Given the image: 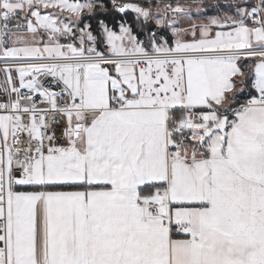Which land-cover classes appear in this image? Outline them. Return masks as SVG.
I'll use <instances>...</instances> for the list:
<instances>
[{
  "label": "snow or ice",
  "instance_id": "6c2138e0",
  "mask_svg": "<svg viewBox=\"0 0 264 264\" xmlns=\"http://www.w3.org/2000/svg\"><path fill=\"white\" fill-rule=\"evenodd\" d=\"M209 7L0 0V264H264V0Z\"/></svg>",
  "mask_w": 264,
  "mask_h": 264
},
{
  "label": "rangeland",
  "instance_id": "374dc122",
  "mask_svg": "<svg viewBox=\"0 0 264 264\" xmlns=\"http://www.w3.org/2000/svg\"><path fill=\"white\" fill-rule=\"evenodd\" d=\"M222 1H223V0H205V3H206V4H209V5H213V4H216V3H218V2H222ZM169 2L176 3L177 0H169ZM179 2H180V3H184V4H189V3H193L194 0H179ZM214 10H216V8H211V7H209V8H207L205 11H206L208 14L213 15V11H214ZM223 13H224V12H223ZM192 17H193V19H196L197 17H199V18H201V19L204 18L203 16H201L200 13H197V12H196V9H195V8L192 9ZM149 27H153L152 30H155V26H154L153 24H150ZM118 31H119V27H118L117 32H118ZM140 38H143V36H141Z\"/></svg>",
  "mask_w": 264,
  "mask_h": 264
},
{
  "label": "trees",
  "instance_id": "16d2710c",
  "mask_svg": "<svg viewBox=\"0 0 264 264\" xmlns=\"http://www.w3.org/2000/svg\"><path fill=\"white\" fill-rule=\"evenodd\" d=\"M107 21L109 22L110 26L114 27V30H118V23L117 22H127L131 24L134 28H137V25L133 23L135 20V14L129 12L127 15L125 14H116L115 19L112 16H108ZM153 28V27H150Z\"/></svg>",
  "mask_w": 264,
  "mask_h": 264
},
{
  "label": "built area",
  "instance_id": "2783aa9c",
  "mask_svg": "<svg viewBox=\"0 0 264 264\" xmlns=\"http://www.w3.org/2000/svg\"><path fill=\"white\" fill-rule=\"evenodd\" d=\"M41 79L45 82L46 87H49L52 91H59V88L54 83H52L51 77H42ZM22 91H26V90H22Z\"/></svg>",
  "mask_w": 264,
  "mask_h": 264
},
{
  "label": "crops",
  "instance_id": "0c3cea01",
  "mask_svg": "<svg viewBox=\"0 0 264 264\" xmlns=\"http://www.w3.org/2000/svg\"><path fill=\"white\" fill-rule=\"evenodd\" d=\"M228 2H229V0H223L222 2H218L222 5V7L214 10L213 15H215L217 13L223 14V12L226 11V6H227ZM233 2H234V0H233Z\"/></svg>",
  "mask_w": 264,
  "mask_h": 264
}]
</instances>
